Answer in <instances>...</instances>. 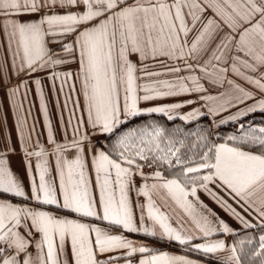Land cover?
Masks as SVG:
<instances>
[{"label": "snow or ice", "instance_id": "snow-or-ice-1", "mask_svg": "<svg viewBox=\"0 0 264 264\" xmlns=\"http://www.w3.org/2000/svg\"><path fill=\"white\" fill-rule=\"evenodd\" d=\"M4 101L0 264H264V0H0Z\"/></svg>", "mask_w": 264, "mask_h": 264}, {"label": "crops", "instance_id": "crops-1", "mask_svg": "<svg viewBox=\"0 0 264 264\" xmlns=\"http://www.w3.org/2000/svg\"><path fill=\"white\" fill-rule=\"evenodd\" d=\"M30 99H31L32 103L34 104L32 112H33V118L37 121V129L41 133H43L44 132L43 119H42V116H41V113H40V110H39L38 100H37L35 94H31L30 95ZM47 99H48V105H49V109H50V112H51V117H52L53 123L56 124L57 130L59 131L60 125L58 124V117L60 115V110L61 109L55 106V101L57 99L56 94L52 93L51 91H48ZM63 99H64V97L61 94L59 96V101H60L61 107H62V104H63ZM5 116L7 118V124L4 127V132L6 134L7 133V129L11 128V126L13 124V119H14L13 114L9 110V102L8 101H4L3 104H2V108H0V121H3ZM64 116H65V118L67 117V111L66 110L64 111ZM12 139H13V142H15V140H16V132L14 130L12 132ZM41 139L43 140V136L41 137ZM11 159H12V167H13V169H15L17 172H19L20 176L23 177L24 176V167H23V165H22V163L20 161V157L19 156H15V157H12ZM25 183H27L26 180H25ZM201 198L205 199L206 203H210L209 201H207V199L205 197L202 196ZM141 200H143L142 197H141ZM210 206L215 207L214 205H211V204H210ZM217 211H219V210L217 209ZM221 215H223V213H221ZM135 238L136 239H140V237H135ZM228 239H229V242H231V238H228ZM153 246L157 247V248H160L162 250L174 252L176 254H184L183 252H181V250L174 249L172 247L173 245L169 246V245H167L164 242L154 243ZM175 246H178V245H175ZM192 258L200 260L201 264H210V261L205 260L203 258H199V257L193 256V255H192Z\"/></svg>", "mask_w": 264, "mask_h": 264}, {"label": "trees", "instance_id": "trees-1", "mask_svg": "<svg viewBox=\"0 0 264 264\" xmlns=\"http://www.w3.org/2000/svg\"><path fill=\"white\" fill-rule=\"evenodd\" d=\"M174 249H179L180 250V248L178 247V246H175V245H173L172 246ZM193 256H197V257H199V258H203V257H201V256H199V255H197V254H192ZM204 259V258H203Z\"/></svg>", "mask_w": 264, "mask_h": 264}]
</instances>
